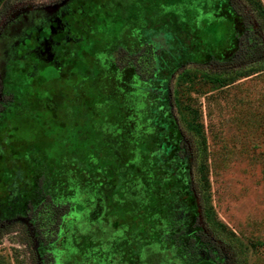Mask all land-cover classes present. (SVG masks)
I'll list each match as a JSON object with an SVG mask.
<instances>
[{"label":"rangeland","instance_id":"374dc122","mask_svg":"<svg viewBox=\"0 0 264 264\" xmlns=\"http://www.w3.org/2000/svg\"><path fill=\"white\" fill-rule=\"evenodd\" d=\"M76 1L8 0L0 93L23 23ZM78 1L88 23L70 18L71 61L31 89L8 82L0 217L18 230L0 238V264H38L49 250L56 264H264V68H233L246 29L229 0ZM234 2L256 30L264 0ZM154 36V83L117 71V47ZM8 189L69 206L52 247L29 238L25 203L13 214Z\"/></svg>","mask_w":264,"mask_h":264},{"label":"flooded vegetation","instance_id":"af4514ba","mask_svg":"<svg viewBox=\"0 0 264 264\" xmlns=\"http://www.w3.org/2000/svg\"><path fill=\"white\" fill-rule=\"evenodd\" d=\"M229 2L232 10L242 19L246 29L244 36L241 37L243 42L240 41V44L243 46L250 36L252 27L250 23L246 21L245 15L236 9L234 0H229ZM75 5L76 7L74 3H72L65 12L60 13L56 11L54 16H49L44 22H40L43 21V15L39 21L35 19L33 22L28 21L23 23L25 27L24 41L19 45L16 55L8 59L7 77L3 85L4 91H2L3 88L1 87L0 99H7L6 105H3L5 102L0 104L1 114H4V112L11 107L12 96L6 92L9 86L8 82L11 80H15L16 83L25 82L31 89V87H34V81L38 79L42 80L47 77L51 78L52 76L57 77V74L61 71L59 66L63 65L65 61L66 63L71 61L68 57H72L73 55L71 48L74 42L73 33L75 26L71 19L74 17L78 18L77 20H81V22L78 21L80 23L78 27L81 30H83L88 23L86 18L81 19L84 13H81L80 9H78V0ZM70 21L72 24H70ZM10 24L11 23H8L6 25L8 26ZM4 29L3 27L0 34ZM156 38L157 37L154 36L153 39L141 43L135 50H130L124 45L117 47L113 55V64L117 71L124 72L132 70L142 82L154 83L160 74V56L163 52V50L159 48L160 46L157 44ZM148 45L152 47V52L156 60L155 68L152 63L147 62L148 65L145 66L143 62L144 60L149 61L151 58V54H149L148 51H143L144 47ZM130 54L138 55V57H130ZM51 72L54 73V75L51 74ZM22 77L25 78V80ZM0 84L2 85L1 78ZM9 92L14 93L17 92V90L14 91L10 89ZM7 197V207H10V211H12L13 214L17 215L18 211H20V209L12 210L20 207V205L16 207L15 202L22 200L21 203H25V218L32 232V234L29 235L30 239L40 242L41 245L45 247H52L59 240L63 218L69 213L68 205L60 204L53 196L41 190L39 191L40 200L36 204L25 200L24 196L21 197L12 194L11 189H8ZM59 207L64 210L60 224L58 220ZM22 228H24V226ZM17 230L18 226L16 224L6 220L4 221L0 217V231H5L2 237L14 233ZM201 240L203 239L201 238ZM204 242L208 244L207 246H209L214 254L218 253V250L216 251L214 248L215 245L212 243L214 242L213 240L210 242V240L206 239ZM53 256V250H49V253L45 254L38 264H56Z\"/></svg>","mask_w":264,"mask_h":264},{"label":"trees","instance_id":"16d2710c","mask_svg":"<svg viewBox=\"0 0 264 264\" xmlns=\"http://www.w3.org/2000/svg\"><path fill=\"white\" fill-rule=\"evenodd\" d=\"M8 0L3 4V6L0 9V13L2 11H6V3ZM255 15L254 24L257 25L256 30L252 29L250 31V36L248 37V40L245 42L243 46H240L237 53L235 54V59L240 61V65H235L233 68L237 67H245L249 66L253 68V70H260L261 68H264V8L260 7L257 9ZM253 26V25H252ZM255 26V25H254ZM143 51H148L149 54H151V58L148 60H144L145 66L148 65V63H152L154 65V68L156 67V60L154 58L152 47L150 45L145 46ZM138 57V55H131L130 57ZM148 62V63H147ZM223 64V63H222ZM201 206L203 207V204L201 202ZM62 208L59 207V214H58V220L59 224L61 223V216H62ZM3 234H5V231H0V238H2ZM36 258L33 259L35 262Z\"/></svg>","mask_w":264,"mask_h":264},{"label":"water","instance_id":"95a60500","mask_svg":"<svg viewBox=\"0 0 264 264\" xmlns=\"http://www.w3.org/2000/svg\"><path fill=\"white\" fill-rule=\"evenodd\" d=\"M0 70H2V69H1V66H0Z\"/></svg>","mask_w":264,"mask_h":264}]
</instances>
